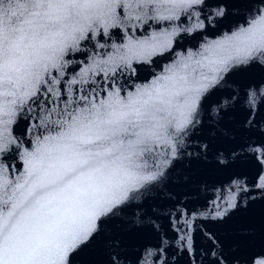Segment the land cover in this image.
<instances>
[{"label":"snow or ice","instance_id":"1","mask_svg":"<svg viewBox=\"0 0 264 264\" xmlns=\"http://www.w3.org/2000/svg\"><path fill=\"white\" fill-rule=\"evenodd\" d=\"M254 3L246 26L176 51L220 25L228 0H0V165L12 170L0 171V264H69L118 210L136 209L145 225L136 193L178 158L226 141V112L243 106L251 126L264 81L213 97L233 69L264 64V0ZM165 53L175 59L130 86L137 65ZM124 247L112 237L107 264H128ZM212 264H226L223 252Z\"/></svg>","mask_w":264,"mask_h":264},{"label":"water","instance_id":"2","mask_svg":"<svg viewBox=\"0 0 264 264\" xmlns=\"http://www.w3.org/2000/svg\"><path fill=\"white\" fill-rule=\"evenodd\" d=\"M228 2L230 14L220 25L185 36L176 51L198 48L205 41L246 26L258 7L254 0ZM122 38L123 33L113 29L110 42L120 43ZM173 59L172 53H165L154 57L152 64L137 65L130 86L150 80ZM225 80L227 84L216 92L214 100L233 91L243 96L249 84L264 81V64L235 68ZM254 111L250 127L243 123L247 118L243 106L226 112V141L213 140L207 156L178 158L158 182L135 194L133 203L143 204L151 213L145 225L137 222L140 213L136 209L118 210L115 216L106 218L94 241L70 256L69 264H107L112 237L124 241L128 264H137L141 257L140 264H212L221 252L226 264H250L253 256L264 252V105H257ZM190 139L195 147L207 142L209 135L205 130ZM218 149L225 150L222 157L217 155ZM16 163L22 167L18 159ZM0 171L12 178L11 169L4 170L0 165ZM220 210H224L222 217L216 216Z\"/></svg>","mask_w":264,"mask_h":264}]
</instances>
